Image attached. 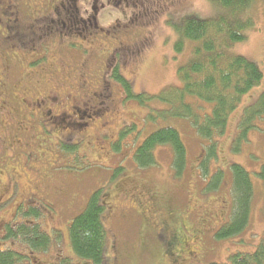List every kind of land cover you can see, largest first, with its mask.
<instances>
[{"label":"rangeland","instance_id":"374dc122","mask_svg":"<svg viewBox=\"0 0 264 264\" xmlns=\"http://www.w3.org/2000/svg\"><path fill=\"white\" fill-rule=\"evenodd\" d=\"M41 1L33 3L47 21L41 22L40 39L23 35L19 41L0 40V52L14 57L16 65L0 87V98L7 100L0 104V249L29 255L17 264H94L73 252L69 226L92 193L102 189L108 244L104 264H231L232 253L255 251L264 242V182L257 175L264 164V116L238 152L233 138L244 107L264 90V77L231 114L226 133L218 137L217 158L209 159V175L204 176L202 163L211 141L201 138L186 118L150 121L152 108L168 105H141L125 93L117 79L121 75H113L118 64L135 93L155 95L182 85L178 70L191 60L198 42L187 41L183 52H176V26L188 16L215 17L219 8L209 0ZM26 3L21 0L15 6L14 19L22 26L32 24L23 13ZM246 14L254 26L230 53L257 63L264 74V0H255ZM92 16L110 31L107 35L94 33L92 27L87 28L90 34H78L79 23ZM56 19H64L67 28L51 22ZM2 30L0 26V33L6 34ZM2 66L0 60V71ZM37 81L42 87L36 96L42 99L32 101ZM105 81L111 87L108 100L101 98L109 92L103 88ZM44 98L46 103L36 106ZM45 108L52 109L45 113ZM165 125L176 127L186 145L182 174L176 172L169 146L154 150L156 165L140 167L135 161L143 140ZM124 127L132 130L122 137ZM69 144L75 149L63 146ZM233 162L251 173L252 213L242 234L219 240L215 234L233 208ZM217 168L224 171L223 180L216 191L209 190ZM30 208L38 209L37 223L51 237L45 251H31L4 238L3 225L22 221ZM163 232L166 241L181 236L172 249L166 245L170 251L165 254Z\"/></svg>","mask_w":264,"mask_h":264},{"label":"trees","instance_id":"16d2710c","mask_svg":"<svg viewBox=\"0 0 264 264\" xmlns=\"http://www.w3.org/2000/svg\"><path fill=\"white\" fill-rule=\"evenodd\" d=\"M209 1L219 8V13L215 17L188 16L176 26L179 37L175 44L176 52H183L187 41L198 42L193 48L191 60L178 70L182 85L168 87L155 95L135 93L130 80L124 76H117L128 97L138 100L141 105H148L151 101L168 105L167 108L158 111L152 108L147 116L150 121L157 122L159 118H186L191 121L201 138L211 141L206 149L207 158L202 163L205 164L204 176L209 175V159L217 158L218 137L226 133L231 114L237 110L246 94L261 85L264 77L257 63L243 55L230 53L235 43L247 40V31L254 26L252 17L246 14V11L255 0ZM208 104H211L210 111L207 109ZM263 116L264 90L243 109L238 121V131L233 138L235 151L241 150L249 132L257 127V119ZM131 130L124 127L121 136ZM63 146L69 150L75 149L74 145ZM160 146L171 147L173 165L177 174H182L187 161V149L180 131L171 125L156 129L143 140L134 155L136 163L140 167L156 165L154 150ZM230 171L233 208L228 221L215 234L219 240L231 239L242 234L249 224L252 213L255 189L251 173L236 162L230 164ZM257 175L264 182V164ZM223 177L224 171L217 168L211 175L209 190L216 191ZM105 208L102 203V189L95 190L84 210L73 218L69 226L73 252L94 264H104L107 261V230L103 221ZM22 217V221L17 220L7 225L5 239L19 243L31 251L47 250L51 237L37 223L40 217L38 209L30 208ZM30 218L36 219V222L31 223ZM160 236L163 254L166 245L172 249L181 239L180 235H173L166 241L165 232ZM25 259H30L27 253L0 249V264H17ZM229 259L231 264H264V242L253 252L232 253Z\"/></svg>","mask_w":264,"mask_h":264},{"label":"flooded vegetation","instance_id":"af4514ba","mask_svg":"<svg viewBox=\"0 0 264 264\" xmlns=\"http://www.w3.org/2000/svg\"><path fill=\"white\" fill-rule=\"evenodd\" d=\"M26 1H27V3L24 5V7H22L23 8V13L26 15V21H32V24L22 26V24L19 22V20L14 19L15 6L18 7L17 5H19V2H21V0H0V26L3 28L2 32H6V34L0 33V40L6 41V42H11L12 40L19 41V40L22 39L21 37L23 35L32 36L34 39H36V37L38 39H40V37L42 36V25H41V22L42 21L47 22L46 18H42L38 14V12H37L38 9L36 8L35 5H33V3L36 2V0H26ZM41 2H44V0H42ZM22 3H23V1H22ZM62 7L64 9L65 6L62 4ZM10 11H11V13H10ZM9 14L11 16H9ZM69 21L71 22L69 24L70 26H74L75 25V22L73 21V19H69ZM51 22L52 23H56L57 25H59L60 27L62 26L65 29L67 28V22L64 19H56V20H52ZM36 25H39V26H36ZM43 25L46 26L47 23H44ZM79 25H82V27H81L82 32L81 33H80V31L78 32V34H80V35H85L88 32L87 28H89V27H92L94 30H96V31H93L94 33H96V32H104L107 35L110 32L109 30L104 29L103 27L99 26L96 16H92L90 18H87L86 20H82V22H80ZM37 27H40L39 31H35V29ZM44 31L45 30H43V33H45ZM90 33L91 32L89 31L88 34H90ZM47 35L48 34H45V36H47ZM13 47H16V46L13 45ZM38 58L39 57H35V59L31 60L30 63L31 64L32 63L35 64V60L37 61ZM0 60L3 63V66L1 67V71H0V87H1L2 81H5V76L10 71L15 69L16 65L14 64L15 63V58L9 56L8 54L6 55L5 53H1L0 52ZM116 73L120 74L121 76H123L121 74L122 72L119 70V65L118 64L114 66L113 75L115 76ZM41 87L42 86L40 84V81H37V86L34 87L32 89V91H31V93H30V95L33 98H35L32 101H40L42 99V98L38 99V97L36 96L37 94H39V97L41 96V94L39 93V90H41ZM103 88L107 92L109 91V89H111L109 83H107L106 81H105V85L103 86ZM111 96H112L111 95V91H109L107 94L101 93V98H103L105 100H108L109 97L111 98ZM58 99H59V97H57V99H51V101H55V100H58ZM46 101H47V98H44V100L42 102H40V103L37 102L36 106L40 107V105L45 104ZM1 103H7V100L0 98V104ZM51 109L52 108H50V109L45 108L44 112L46 113L47 111H51ZM77 113H78L79 116H80V114H81V116H83V114L79 111V109H77ZM48 114H50V112H48ZM64 116H67V115L65 114ZM77 127H79V126L77 125ZM19 213H20V211H19ZM19 213L17 214V218H18ZM212 219L213 218L210 217L207 220L211 221ZM16 220L17 219H15L14 222ZM9 224L10 223L8 222L6 225H3L2 229H7V225H9ZM4 238H5V236H4ZM1 250H7V249H1Z\"/></svg>","mask_w":264,"mask_h":264}]
</instances>
